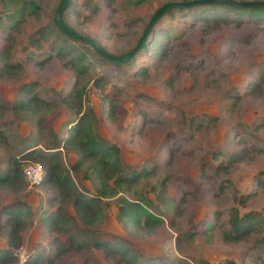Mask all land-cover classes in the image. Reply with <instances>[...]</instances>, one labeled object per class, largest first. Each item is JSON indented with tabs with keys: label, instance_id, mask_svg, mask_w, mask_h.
<instances>
[{
	"label": "rangeland",
	"instance_id": "rangeland-1",
	"mask_svg": "<svg viewBox=\"0 0 264 264\" xmlns=\"http://www.w3.org/2000/svg\"><path fill=\"white\" fill-rule=\"evenodd\" d=\"M57 1L48 0L50 8ZM87 1L97 10L81 6L80 16L71 19L78 30L120 55L134 46L160 5L184 0ZM196 15L194 8L172 9L157 21L156 34L146 43L156 38L155 44H165L160 60L153 49L144 48L115 65L86 49L93 65L83 112L93 111V129L119 148V168L148 173L126 186H116L112 177L107 183L114 191L99 197L102 216L94 224L82 223L74 196H63L52 185L3 182L0 264H21V248L29 255L27 264H264V25L246 21L236 26ZM50 16L42 4L38 16L27 15L18 28L0 25V46L5 37L12 45L8 61L25 67L19 79H0V177L9 157L34 145L51 146L68 122L77 120L59 105L75 71L54 54L40 62L54 36L43 33L48 42L37 50L30 46L38 30L51 27ZM26 82L36 84L32 94L55 103L43 116L41 133L36 121L17 119L10 109ZM105 93L114 100L112 117L102 111ZM24 158L25 164L40 163ZM61 159L78 193L100 196L90 169L73 168L75 152L61 149ZM121 199L144 205L160 223L130 232L117 219ZM17 208L27 213L26 226L13 258L3 259L8 229L3 226L8 209ZM246 212L262 225L234 239L236 220ZM56 214L58 221L50 223ZM105 237L122 241L129 254L92 246Z\"/></svg>",
	"mask_w": 264,
	"mask_h": 264
},
{
	"label": "trees",
	"instance_id": "trees-1",
	"mask_svg": "<svg viewBox=\"0 0 264 264\" xmlns=\"http://www.w3.org/2000/svg\"><path fill=\"white\" fill-rule=\"evenodd\" d=\"M62 1L63 0H58L54 8H50L51 6L48 0H0V25L8 26V28L11 29L18 28L21 23H23L27 15L38 16L42 4L48 11H51L50 20L53 22L51 27L45 30H38V32H36V34H38L37 38L33 37L30 39V46L35 47L37 50L38 47H41V44L43 45L44 42H48V38L43 37V33L54 36L53 40L48 42V56L45 57L44 60L42 58L40 62H48V59L54 54L56 57L64 59L65 65L75 71L76 78L72 86L66 92L61 93L59 105H63L70 113L77 115L76 121H71L70 123L68 122V125L65 126V130L63 131L60 139L58 137L52 139L51 146L44 149H38L37 147H34V145L27 147L19 156L9 157L6 160L7 168L1 174L0 184L3 182L14 183L15 180H19L20 184H26L28 187V182L23 174V168L26 165L23 162V159H25L24 157H27L33 161H38L44 165L46 172L42 180L35 187L48 184L57 188L59 193L63 196H74L75 200L73 206L81 219V222L84 224H94L95 221H98V219L102 216L100 209L96 206L99 201V197L112 194L114 191L109 189V184L107 182L112 177L116 176L114 179L116 186L131 185L140 176L147 174L148 170L141 168L139 170L136 169L135 171H124L122 168H119V148L116 145H111L106 142L93 129V111L89 110L87 112H83L85 109L84 95L86 87L90 82L88 74L91 72L93 65V62L87 59L86 49L91 52L92 50L90 47L80 43L79 41L68 37L57 27L55 23V14ZM235 1L243 2L260 0ZM81 6H83L86 10H89L91 13H94L97 10V7L89 4V1L87 0L80 3L78 0H69L62 13V18L64 23H66L70 28L82 35L88 36V34L78 30L79 28L71 19V16H73L75 20L80 16L79 9ZM189 8H194L196 10V16H198L199 19H213L216 23L229 22L230 24L240 26L246 21H251L259 25H264V7L239 8L229 4L213 3L197 5ZM156 31L157 29H153L151 36L156 34ZM9 38L10 37H5L4 44L0 46V79L7 77L16 80L19 79L25 67L21 61H8V54L12 46ZM95 40L101 44L97 39ZM155 42L156 38H154L151 42H147L144 51L149 52L153 49L152 54L157 56L160 60L166 54L165 44L160 42L155 44ZM101 46L107 51L106 47L102 44ZM39 52H44V50ZM93 54L101 60V58L95 53ZM254 86L256 85L252 83L248 87H251L253 90L255 88ZM34 87H36V84L33 82H26L20 85L17 99L14 101L10 109L12 114L17 119L22 121H26V119L36 121L38 124L37 130L41 133L40 128L43 122V116L47 112L52 111L55 103L54 101H45L36 94H32L31 89ZM250 90L247 89L245 93H248ZM101 98L103 103V113L109 114L112 117L114 100L106 93L102 95ZM1 107L5 106L1 104ZM0 134L2 137L3 132L0 131ZM64 148L75 152L78 155L76 164L73 167L74 169H78L81 166L86 170L90 169V175L96 183L95 189L100 196L84 197L82 194L77 192L69 172L62 163L61 149ZM162 186H165V181H163ZM120 201L121 203L118 207L117 219L130 232L135 233L141 229V227H152L160 223L161 219L151 213L144 205L129 202L125 199H121ZM90 210H93V212H90ZM7 215H9V218L3 226L8 228L6 231L7 247L1 253V257L6 259L9 254V257L12 259L14 249L21 243V236L19 233L22 232L26 226L24 217L27 213H23L19 210V208H17L15 210L8 209ZM48 219L50 223L54 224L58 221L59 216L57 214L52 215ZM260 225H262V221L260 219L256 218L254 214L246 212L236 220L234 227L235 231L232 238L241 239L245 236V234L247 235L254 226ZM105 238L106 239L103 238L101 240L100 238H97V240L93 242L92 246L100 247L101 245H106L108 246V249L113 248L114 252L122 251V255L124 257H126V254H129L128 250H130V248L122 241L107 237ZM85 244L87 245V243ZM32 261L34 262V260ZM134 262L135 261L132 263Z\"/></svg>",
	"mask_w": 264,
	"mask_h": 264
},
{
	"label": "water",
	"instance_id": "water-1",
	"mask_svg": "<svg viewBox=\"0 0 264 264\" xmlns=\"http://www.w3.org/2000/svg\"><path fill=\"white\" fill-rule=\"evenodd\" d=\"M69 0H63L55 14V23L62 33L71 37L72 39L79 41L87 46H89L95 54H97L101 59L110 62L115 65L127 63L134 58V56L146 47V41L151 34L156 22L168 11L172 9H182L189 8L197 5L203 4H229L239 8H255L264 7V0L260 1H235V0H184V1H167L160 5L151 15L145 29L143 30L141 36L127 52L116 56L108 51H106L101 44H99L94 38L82 35L72 28H70L66 23H64L62 18V13L67 6Z\"/></svg>",
	"mask_w": 264,
	"mask_h": 264
},
{
	"label": "built area",
	"instance_id": "built-area-1",
	"mask_svg": "<svg viewBox=\"0 0 264 264\" xmlns=\"http://www.w3.org/2000/svg\"><path fill=\"white\" fill-rule=\"evenodd\" d=\"M23 174L28 182V188H33L42 180L45 170L40 163H28L23 168ZM28 257V253L22 248L18 251V259L21 264L26 263Z\"/></svg>",
	"mask_w": 264,
	"mask_h": 264
}]
</instances>
